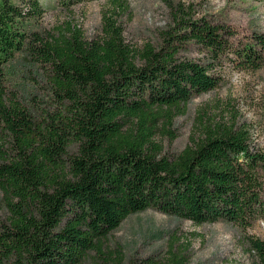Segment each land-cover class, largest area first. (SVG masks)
<instances>
[{
    "label": "trees",
    "instance_id": "trees-1",
    "mask_svg": "<svg viewBox=\"0 0 264 264\" xmlns=\"http://www.w3.org/2000/svg\"><path fill=\"white\" fill-rule=\"evenodd\" d=\"M127 10L128 0H106L102 33L91 41L71 26L43 38L26 28L44 13L39 0H0V264H80L150 209L243 230L264 220V149L251 148L247 128L200 116L175 156L157 140H175L171 128L191 99L219 88L225 59L261 69L264 36L240 46L237 31L179 6L161 44L136 49L118 21ZM188 45L203 57L184 58ZM24 52L45 70L44 106L8 90L6 67ZM249 243L264 264V240Z\"/></svg>",
    "mask_w": 264,
    "mask_h": 264
},
{
    "label": "rangeland",
    "instance_id": "rangeland-1",
    "mask_svg": "<svg viewBox=\"0 0 264 264\" xmlns=\"http://www.w3.org/2000/svg\"><path fill=\"white\" fill-rule=\"evenodd\" d=\"M44 13L27 19L28 34L56 36L70 26L79 28L85 39L102 33L106 0H89L66 5L62 0H39ZM182 6L188 17L206 19L237 31L240 46L252 45L253 37L264 36V0H128V10L118 16L128 45L141 49L159 46L162 33L175 26L176 10ZM184 58L203 57L188 45ZM235 57L225 59L218 71L216 90L191 99L185 116L177 118L171 131L160 135L163 154L175 156L188 145L200 116L217 122L235 123L251 135V148L264 149V66L257 71L239 70ZM28 53H18L7 65V87L28 107L44 106L49 100L45 70ZM0 220L7 212L0 192ZM249 237L264 240V220L243 230L229 222L195 225L190 221L147 210L131 215L103 242L102 251H91L80 264H260L251 250ZM119 254L123 261L119 263Z\"/></svg>",
    "mask_w": 264,
    "mask_h": 264
}]
</instances>
